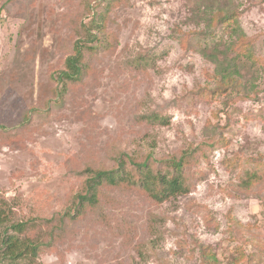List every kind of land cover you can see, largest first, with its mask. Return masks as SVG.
I'll use <instances>...</instances> for the list:
<instances>
[{
    "label": "rangeland",
    "instance_id": "rangeland-1",
    "mask_svg": "<svg viewBox=\"0 0 264 264\" xmlns=\"http://www.w3.org/2000/svg\"><path fill=\"white\" fill-rule=\"evenodd\" d=\"M234 3L255 61L231 88L198 52L195 0H0V206L9 232L53 231L37 264H264V0ZM91 20L98 49L58 83ZM122 152L161 170L186 153L189 191L106 183L74 212L86 168Z\"/></svg>",
    "mask_w": 264,
    "mask_h": 264
},
{
    "label": "trees",
    "instance_id": "trees-1",
    "mask_svg": "<svg viewBox=\"0 0 264 264\" xmlns=\"http://www.w3.org/2000/svg\"><path fill=\"white\" fill-rule=\"evenodd\" d=\"M236 6L234 0H195V5L191 9L192 18L201 28L199 33L205 36L203 43L198 45L200 46L198 52L215 65V71L221 81L231 88L244 76L241 70L245 68V63L248 62L251 66L255 61L251 44L245 40V32L238 21ZM90 25L75 39L72 52L65 57L63 68L56 75L58 83H74L85 73V51L95 52L101 43L97 33L92 30L101 28L100 23L91 20ZM236 46H239L237 50ZM241 46L249 47L243 50ZM147 118L163 119L156 114ZM186 155L185 153L178 159L172 157L166 160L164 163L166 170L159 167L154 169L146 160L137 162L125 152L117 158L116 166L113 168L87 167L82 189L75 196L73 211L80 213L86 206H95L100 188L106 183L115 186L130 181L156 202L184 194L189 191L183 175V166L187 162ZM132 171L135 172L136 178L133 177ZM10 213V210L7 212L0 206V262L16 264L18 261H26L37 264L41 250L50 246L49 239L53 231L49 232V241L31 236L27 232L22 233L20 223L11 226L19 235L9 232V226L5 223L10 219L8 217ZM67 214L72 215L70 212ZM210 254L205 253V258L215 261V256Z\"/></svg>",
    "mask_w": 264,
    "mask_h": 264
}]
</instances>
